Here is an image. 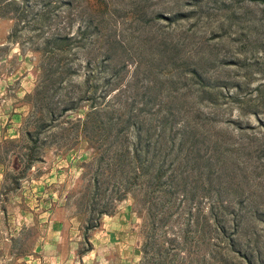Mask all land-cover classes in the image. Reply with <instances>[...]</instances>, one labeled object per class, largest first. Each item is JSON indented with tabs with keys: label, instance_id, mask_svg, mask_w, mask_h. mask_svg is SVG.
<instances>
[{
	"label": "rangeland",
	"instance_id": "rangeland-1",
	"mask_svg": "<svg viewBox=\"0 0 264 264\" xmlns=\"http://www.w3.org/2000/svg\"><path fill=\"white\" fill-rule=\"evenodd\" d=\"M119 108L159 181L102 159ZM0 264H264V0H0Z\"/></svg>",
	"mask_w": 264,
	"mask_h": 264
},
{
	"label": "trees",
	"instance_id": "trees-1",
	"mask_svg": "<svg viewBox=\"0 0 264 264\" xmlns=\"http://www.w3.org/2000/svg\"><path fill=\"white\" fill-rule=\"evenodd\" d=\"M8 6H17L14 1H10L8 3ZM59 40V39H58ZM61 41V40H60ZM116 86L114 85L113 87L103 90L102 97L106 98L108 97L111 93H114L116 90ZM44 92H46V89L44 91H34L33 94H30L27 96V99L30 100V103L32 107L34 108L35 106L37 107L38 103L41 102L42 104L39 106V111H40V117L36 118V121L32 123V131H26L24 134L25 139L27 140V143L30 145L28 146V154H26V157L31 160L32 158V150L33 147L31 144H35L37 141V138L39 137L40 132H42L43 128L45 127V123L47 120H50L54 115H55V108L51 104H45L44 101H46L45 97H43ZM115 94V93H114ZM93 95V94H92ZM90 98H88L89 101ZM83 100V99H81ZM90 102L91 106L89 105L88 112L84 115V119L82 121H78L82 129L86 130L87 126V120L88 118L97 113L101 112V108H95L93 103H95V100H91ZM77 106H72L64 104L61 106V113L60 114H65L68 113L72 110L77 109ZM115 111H122L119 116L118 120H116L114 123H112V120H109V126L116 127L117 121H120V119L125 116L126 119V124L127 128L129 127H134L133 130V136H134V143L133 144H116V139L119 138V132L115 134V138H113L114 144H111L108 149H104V154L102 152V159L103 157L109 152L112 151V149L115 147V151L112 152L111 161L113 163L111 164L112 168H110V172L112 173L113 176L119 177L117 180L122 183L123 185H127L131 180H132V175L136 179L135 174L139 172L140 174L137 176V178L143 179L144 186H148L149 184V178H148V173L150 169H153L157 167L156 170V177L151 178V181H159L161 177V167L158 165L159 164V157L161 154V149H162V144H159L158 141H155L154 143H151L150 139L152 136V132H150L149 129L143 128V127H135V117L132 115L131 110L126 108H119ZM113 129H109L110 133L113 131ZM91 131L96 132L94 129ZM109 134V133H108ZM87 135V134H85ZM93 146V145H92ZM101 161V158L99 159ZM136 163V165H135ZM158 165V166H157ZM110 166V167H111ZM118 173V174H117ZM98 176L99 174L96 175L94 178V182L96 186H98ZM99 189V188H98ZM106 214V211L101 210V212L98 213V215H104ZM221 230V229H219ZM145 258L143 259V263H145Z\"/></svg>",
	"mask_w": 264,
	"mask_h": 264
}]
</instances>
